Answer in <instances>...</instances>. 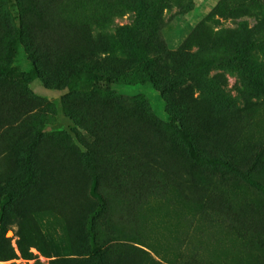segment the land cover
Here are the masks:
<instances>
[{"label":"rangeland","instance_id":"rangeland-1","mask_svg":"<svg viewBox=\"0 0 264 264\" xmlns=\"http://www.w3.org/2000/svg\"><path fill=\"white\" fill-rule=\"evenodd\" d=\"M5 64L0 264H91L93 240L105 264H264L255 234L264 231V152L252 172L259 186L192 162L190 179L213 204L203 211L173 175L161 193L115 192L101 209L83 162L87 145L108 135L111 124L97 117L109 96L165 122L173 115L160 88L179 82L171 89L180 113L207 128L227 122L233 157L250 158L264 145V0H0ZM77 71L114 82L107 93L70 90ZM149 71L166 79L153 83ZM37 132V184L10 203Z\"/></svg>","mask_w":264,"mask_h":264},{"label":"trees","instance_id":"trees-1","mask_svg":"<svg viewBox=\"0 0 264 264\" xmlns=\"http://www.w3.org/2000/svg\"><path fill=\"white\" fill-rule=\"evenodd\" d=\"M5 2L10 3L11 0ZM19 21L21 23L20 15ZM20 33L16 23L12 44L16 42ZM82 69L79 68V71ZM9 70V64L0 66V77ZM36 74L35 68L32 71L34 78ZM148 76L153 83L166 79L164 76L155 77L151 71L148 72ZM113 82L108 76L101 78L92 74L83 76L77 71L70 75L66 85L70 90L78 92L104 90L107 93ZM179 83H176V86H172L171 83L160 88L167 102V110L173 115L171 120L165 122L137 104L118 101L114 96L107 98L103 111L105 116L97 119L103 118L106 123L111 124L107 131L108 135L105 136V142L102 139L97 144L96 149L93 144L87 145L83 154V162L90 178L91 193L101 209H105L107 199L115 192L126 195L161 193V186L166 185L172 175L180 180V187L190 189V198L198 202L200 211L207 208V200L212 208L211 198L202 193V188L198 187L195 179H190L191 172H194L192 162L209 166L217 172H233L257 186L261 184L252 172L261 160L264 145L258 146L247 160L237 161L227 145L231 137L223 132L227 122L217 127L209 123L210 128H207L198 120L192 121L193 117L180 113L171 89L177 88ZM87 113L96 117L95 110H88ZM74 116L78 118L77 114ZM42 140L43 133L37 132L26 144L23 157L24 174L14 180L6 194L10 203H13L22 191L37 184L34 151ZM102 145H105L104 155L100 149ZM255 234L264 240V231L255 230ZM104 256V248L93 240L90 263L105 264Z\"/></svg>","mask_w":264,"mask_h":264}]
</instances>
